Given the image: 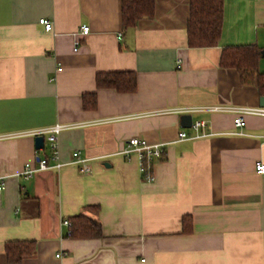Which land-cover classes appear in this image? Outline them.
Segmentation results:
<instances>
[{"label": "crops", "instance_id": "1", "mask_svg": "<svg viewBox=\"0 0 264 264\" xmlns=\"http://www.w3.org/2000/svg\"><path fill=\"white\" fill-rule=\"evenodd\" d=\"M189 2L158 0L153 18L125 30L122 0H0V264L9 242L24 241L36 251L20 264H264V117L238 129L236 112L192 110L261 107L257 83L220 60L225 48L256 46L264 74V0H224L218 45L194 49ZM108 72L135 73L136 92L99 89ZM186 114L208 136L192 139ZM56 124L78 125L59 136L64 166L20 176L50 152L46 136L38 149L27 133ZM183 130L190 138L179 140ZM138 138L165 144L152 182L124 153ZM82 214L101 237L72 236Z\"/></svg>", "mask_w": 264, "mask_h": 264}, {"label": "trees", "instance_id": "2", "mask_svg": "<svg viewBox=\"0 0 264 264\" xmlns=\"http://www.w3.org/2000/svg\"><path fill=\"white\" fill-rule=\"evenodd\" d=\"M158 0H122V26L134 28L140 20L153 18ZM224 0H190V15L187 20L188 46L209 48L217 46L223 31ZM262 51L256 46L228 47L223 50L220 60L222 68H235L242 74L246 84L258 85L264 96V74L258 71ZM96 85L99 89L112 88L119 93H134L137 90V75L133 72H108L98 74ZM84 107L89 110L97 105L96 94L83 97ZM96 212V211H95ZM71 233L75 238H97L102 236L101 224L87 216L79 215L71 219ZM8 264H20L24 258L34 255V242H9L6 245Z\"/></svg>", "mask_w": 264, "mask_h": 264}, {"label": "built area", "instance_id": "3", "mask_svg": "<svg viewBox=\"0 0 264 264\" xmlns=\"http://www.w3.org/2000/svg\"><path fill=\"white\" fill-rule=\"evenodd\" d=\"M40 24L44 25V28L46 31H50L53 29V23L49 20L42 19L40 21ZM90 31V27L83 26V34L87 35ZM194 112L197 110H208V111H219V112H236L239 114V117H237L234 121V125H236V128L241 129L244 127L245 123V117L247 115L252 116H261L264 117V107H255V108H240V109H232L228 107H211L210 109H202V108H196L192 109ZM192 112V111H191ZM78 125H70V124H56L49 129L45 130H35V132H29L28 135L31 136H43L47 137V142L50 145V152L48 155H44L43 157H37V163L36 165L32 164H26L20 173V176H23L25 179L29 180L32 179L34 176H36V173L48 171L51 170V168H55L57 170H60L64 165L62 164L59 156V145H58V139L59 136L64 130L75 128ZM191 129L195 132V135L192 137V139H197L200 136H208L207 134L203 133L200 134V131L202 129H206V123L204 121H196L192 122ZM190 138L185 130H183L179 134V140ZM128 148L124 151L125 154H129L131 152H135L141 159V172H143V179L148 182L154 181V172H153V166L154 163L158 160L164 159L165 155V144L161 143H153L149 144L148 142H145L141 139H131L128 141ZM45 149V148H44ZM73 157L76 159L74 163H80V162H86L85 159L80 158V153L75 152L73 153ZM82 171L87 172L90 170L89 166H83ZM256 171L260 174L264 175V164L258 163L256 164ZM5 189V181L4 177L0 176V191H3ZM64 224L71 225V222L69 220L65 221ZM60 256V255H58Z\"/></svg>", "mask_w": 264, "mask_h": 264}, {"label": "water", "instance_id": "4", "mask_svg": "<svg viewBox=\"0 0 264 264\" xmlns=\"http://www.w3.org/2000/svg\"><path fill=\"white\" fill-rule=\"evenodd\" d=\"M260 106L264 107V97H262L260 100ZM192 121H193L192 115H189V114L183 115L181 118V126L185 128H191ZM44 142H45V139L43 136H37L35 138V146L38 149H44L45 147Z\"/></svg>", "mask_w": 264, "mask_h": 264}]
</instances>
